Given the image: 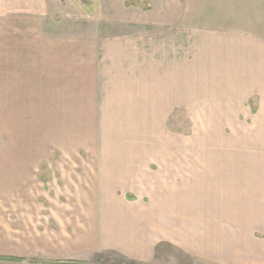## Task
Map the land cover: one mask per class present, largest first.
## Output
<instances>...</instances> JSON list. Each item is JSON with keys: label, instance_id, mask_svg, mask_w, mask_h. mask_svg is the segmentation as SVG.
<instances>
[{"label": "crops", "instance_id": "1", "mask_svg": "<svg viewBox=\"0 0 264 264\" xmlns=\"http://www.w3.org/2000/svg\"><path fill=\"white\" fill-rule=\"evenodd\" d=\"M130 28L102 41L99 56L64 64L71 91L57 93L56 126L141 128L150 122L145 113L191 104L206 132L199 153L183 154V164L175 153L105 156L99 189L107 195L90 203L108 211L91 218V239L110 224L104 247L148 260L160 226L164 238L176 239L173 226L198 225L188 240L198 239L201 252L225 256L222 263H263L264 0H157L149 26ZM191 89L199 94L194 103ZM142 192L151 202L132 206L127 195Z\"/></svg>", "mask_w": 264, "mask_h": 264}, {"label": "rangeland", "instance_id": "2", "mask_svg": "<svg viewBox=\"0 0 264 264\" xmlns=\"http://www.w3.org/2000/svg\"><path fill=\"white\" fill-rule=\"evenodd\" d=\"M156 1L0 0V92L12 94L0 97V257H10L0 264H231L201 252L198 239L188 240L198 225L173 226L176 239L170 231L164 238L160 226L148 260L104 247L110 224L98 226L95 239L89 233L95 213L104 217L108 211L104 203L96 209L90 203L107 195L99 189L105 156L175 153L183 164V154L199 153L206 132L197 106L145 113L150 122L141 128L56 126L57 93L71 91L64 64L71 57L99 56L102 41L133 32L131 26L147 28ZM189 95L198 101L196 89ZM147 195L129 193L127 199L132 206L147 204Z\"/></svg>", "mask_w": 264, "mask_h": 264}, {"label": "trees", "instance_id": "3", "mask_svg": "<svg viewBox=\"0 0 264 264\" xmlns=\"http://www.w3.org/2000/svg\"><path fill=\"white\" fill-rule=\"evenodd\" d=\"M0 259H10V257H0Z\"/></svg>", "mask_w": 264, "mask_h": 264}]
</instances>
